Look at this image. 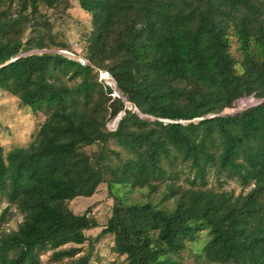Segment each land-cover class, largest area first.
I'll use <instances>...</instances> for the list:
<instances>
[{"label":"trees","instance_id":"1","mask_svg":"<svg viewBox=\"0 0 264 264\" xmlns=\"http://www.w3.org/2000/svg\"><path fill=\"white\" fill-rule=\"evenodd\" d=\"M77 1L92 15L81 49L88 66L58 53H25L47 43L24 41L17 26L0 18V89L47 115L29 146L7 153L0 146V196L25 215L17 231L0 235V264H41L48 247L85 243V231L97 222L74 213L69 201L93 196L102 183L114 199L103 232L128 264L175 263L205 230L208 260L264 264V0ZM37 3L19 0L32 13ZM95 68L111 75L121 96ZM247 96L260 102L223 113ZM108 101L111 117L121 115L113 131L106 129ZM112 140L123 151L110 148ZM91 145L99 149L87 152ZM186 167L202 181L215 169L252 187L236 198L184 190L172 210L122 195L156 189ZM92 258L90 249L66 264Z\"/></svg>","mask_w":264,"mask_h":264},{"label":"rangeland","instance_id":"2","mask_svg":"<svg viewBox=\"0 0 264 264\" xmlns=\"http://www.w3.org/2000/svg\"><path fill=\"white\" fill-rule=\"evenodd\" d=\"M39 12L32 13L31 7L23 11L19 0H5L0 5V18L12 23L18 30V36L24 41L30 37L43 38L47 43L44 48H36L29 52H50L58 53L61 49L72 48L81 50L86 48L84 40L85 33L93 29L92 15L83 10L77 0H61L55 5H48L45 0H38ZM23 13L21 24L16 25L15 19ZM12 29V28H11ZM14 31V29H13ZM231 51L237 60L242 56L238 44L232 38ZM59 54V53H58ZM110 62H106L109 64ZM238 71H242L240 63L237 64ZM102 79L101 71L95 68ZM110 75V82H112ZM69 84L76 80L66 77ZM106 82V80H104ZM113 86V85H111ZM115 89L116 87L113 86ZM117 91V90H116ZM114 97L118 96L116 92ZM121 96V95H120ZM260 102L254 96H247L237 100L232 107L226 108L224 114H237L240 111L256 105ZM111 101L106 105L109 107L106 120V129L112 131L111 123L119 117H111ZM131 107V104H128ZM134 109V108H132ZM47 115L38 110L23 105L18 96L0 89V146L4 153L18 146H29L32 144L39 132L41 125ZM152 119V118H151ZM110 148L123 151L116 141L109 142ZM99 149L98 145L85 147L87 152H94ZM113 162H117L114 158ZM158 187H142L126 189L122 195L130 202H153L158 207L172 210L175 207L176 198L182 195L184 190L213 191L215 193H228L233 197L247 194L252 185H245L237 178L230 177L227 173H220L215 169L208 172L206 179L201 180L194 177L193 173L186 168L178 177H166L157 181ZM174 188L172 192L169 189ZM114 199L109 194L106 183H102L96 193L91 197L80 196L69 201V208L76 214L88 213L97 222V226L85 231L88 240L83 244L69 243L58 249L48 247L41 252V264H66L77 260L85 255L90 249L93 253L91 264H128L125 256L114 250V238L111 234L103 232L107 219L112 214ZM24 213L14 203H11L5 196H0V235L17 231L24 221ZM209 239L207 230L200 232L194 241H189L187 248L180 255L174 256L175 263L170 264H234L219 263L208 260L204 255V246ZM75 249L73 255H66L61 259L56 258L54 253L58 250Z\"/></svg>","mask_w":264,"mask_h":264},{"label":"built area","instance_id":"3","mask_svg":"<svg viewBox=\"0 0 264 264\" xmlns=\"http://www.w3.org/2000/svg\"><path fill=\"white\" fill-rule=\"evenodd\" d=\"M58 53L70 60L80 63L82 66L91 65L90 60L81 53V50L65 48V49H61L60 51H58ZM101 75H102V79L106 80V82L110 84V82L105 78V75L109 76L110 74L108 72L103 73V71H101ZM118 123L119 121L117 117L110 125V128L112 131L117 129Z\"/></svg>","mask_w":264,"mask_h":264},{"label":"bare ground","instance_id":"4","mask_svg":"<svg viewBox=\"0 0 264 264\" xmlns=\"http://www.w3.org/2000/svg\"><path fill=\"white\" fill-rule=\"evenodd\" d=\"M103 73H106V72L103 71ZM105 78H106L107 80H110V75H109V76H108V75H105ZM109 82H110V81H109ZM110 85H113V86L116 87V82H115L114 79H112V82H110ZM116 90H117V88H116ZM117 92H118V91H117Z\"/></svg>","mask_w":264,"mask_h":264},{"label":"water","instance_id":"5","mask_svg":"<svg viewBox=\"0 0 264 264\" xmlns=\"http://www.w3.org/2000/svg\"><path fill=\"white\" fill-rule=\"evenodd\" d=\"M14 60H15V59H14ZM117 91H118V92H117ZM117 91H116V93H117L118 96L122 95V94L120 93L119 90H117ZM120 118H121V115L118 117V121L120 120Z\"/></svg>","mask_w":264,"mask_h":264}]
</instances>
